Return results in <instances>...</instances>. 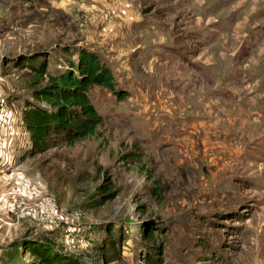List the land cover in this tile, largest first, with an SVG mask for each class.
<instances>
[{
    "label": "rangeland",
    "instance_id": "rangeland-1",
    "mask_svg": "<svg viewBox=\"0 0 264 264\" xmlns=\"http://www.w3.org/2000/svg\"><path fill=\"white\" fill-rule=\"evenodd\" d=\"M80 49L114 80L88 91L98 133L34 153L23 112L47 107V75L32 69ZM0 107V264H38L35 243L78 264L252 263L264 0H0Z\"/></svg>",
    "mask_w": 264,
    "mask_h": 264
},
{
    "label": "trees",
    "instance_id": "trees-1",
    "mask_svg": "<svg viewBox=\"0 0 264 264\" xmlns=\"http://www.w3.org/2000/svg\"><path fill=\"white\" fill-rule=\"evenodd\" d=\"M32 71L40 77L47 75V82L33 94L47 107L27 102L23 112L34 153L59 144L72 145L98 133L102 117L91 103L89 88L99 85L114 90L115 86L111 70L91 49H80L78 62L69 60L63 71L46 73L45 66ZM148 235L151 237L152 231ZM29 251L38 264H78L72 257L56 253L49 246L35 243ZM148 262L153 264L151 259Z\"/></svg>",
    "mask_w": 264,
    "mask_h": 264
},
{
    "label": "crops",
    "instance_id": "crops-1",
    "mask_svg": "<svg viewBox=\"0 0 264 264\" xmlns=\"http://www.w3.org/2000/svg\"><path fill=\"white\" fill-rule=\"evenodd\" d=\"M243 9H244V7H241L240 8L241 11ZM259 10H260L259 7H254L253 10H250L249 11V14L248 15L251 16L252 13H257V14H260L261 15L262 12H259ZM227 23H228V25H230L231 23H233V25L235 24L234 19L228 20ZM237 23L240 24V25H243V23H245V20H243V19L238 20ZM223 38L226 41L227 38H229V37L228 36L227 37L224 36ZM238 40H239V38H238ZM236 42L239 43L238 41H236ZM237 55H238L237 56L238 59H240L242 57V54H237ZM252 234H254V235L256 234L258 237L256 238V242L253 243V244H250V246H249V249H251V251H253V255H252L253 258H252V261H251L252 263H247V264H264V228L263 229H258L254 233H250V235H252Z\"/></svg>",
    "mask_w": 264,
    "mask_h": 264
},
{
    "label": "built area",
    "instance_id": "built-area-1",
    "mask_svg": "<svg viewBox=\"0 0 264 264\" xmlns=\"http://www.w3.org/2000/svg\"><path fill=\"white\" fill-rule=\"evenodd\" d=\"M3 121V109L2 107H0V140L2 137V122ZM55 213H57L56 211H54Z\"/></svg>",
    "mask_w": 264,
    "mask_h": 264
}]
</instances>
